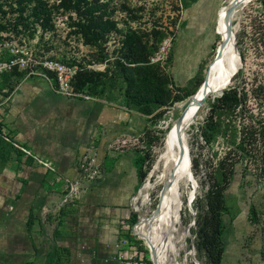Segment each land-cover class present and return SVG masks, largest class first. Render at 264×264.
<instances>
[{
    "label": "rangeland",
    "instance_id": "rangeland-1",
    "mask_svg": "<svg viewBox=\"0 0 264 264\" xmlns=\"http://www.w3.org/2000/svg\"><path fill=\"white\" fill-rule=\"evenodd\" d=\"M43 1L48 8V14L46 15L48 17L47 24H44L46 22L45 19L38 22L29 15L25 21L20 23L18 22L19 14L15 9L16 7L11 9L8 4H5L4 10L7 12L0 13V19L7 25V29L1 32L0 62L7 61L9 54V56H13L19 62L21 70H27L26 77L45 78L54 84L60 94L114 107L124 106L130 111L139 112L124 103V96L120 87L121 83L116 84L114 88L107 89L101 95H93L87 89L77 90L74 86L76 94L69 95L60 89L53 74L49 73V78L36 73L28 75L30 70L47 72L44 66L47 60H55L67 66H79L82 64L83 68L89 71H103L106 68V62L98 60L99 53L97 48L86 44L82 34L78 32V28L75 25L77 21L76 12L67 11L61 0ZM227 1L110 0L107 15L117 23L119 29L133 27L151 31L155 28L164 32L159 48L165 41L169 42V47L167 52L164 53L162 65L174 79L175 86L173 88L175 93H179L176 87H183L192 91L205 78L208 64L214 58L222 38L217 32L218 12ZM263 1L250 0L239 9L234 18L237 30L236 42H239L237 47L240 55L243 54V58L241 56V73L232 79L229 86L240 84L245 85L250 90L247 109L240 118L241 124L248 123L250 117L264 121ZM27 14L28 12L25 13V16ZM122 37L119 30H113L108 34L105 48L109 59L113 60L118 56L119 48L122 46ZM74 83L75 79L72 81V85ZM220 95L221 93H216L208 96L197 121L188 131V147L190 149L194 176L182 181L180 187L179 183L181 180L179 176L177 181H175L176 187H178L176 189L177 192L181 191L182 194V198H179V209L183 227L192 222L193 213L198 214L200 209L197 206H200V200L204 198L201 180L205 179L207 173L213 169L214 159L217 158L216 153L220 154L226 147L225 144L223 145L222 140L214 144H207L202 135L205 122L209 116L211 102ZM189 98L177 102L161 120L145 115L147 123L144 129L139 132L132 133L126 130L116 132L110 142L107 143V150L112 153L137 152L139 155L136 163L140 171V158L144 157L145 152H149L151 157L155 155L154 157L156 158L160 149L158 138L163 135L162 131L166 129L165 144L172 120L177 119L181 115L182 105ZM102 137V132H99L96 140L80 153L76 167L77 175L75 178H70L72 183L76 185L77 190L72 192V186L66 189L71 199L79 195V191L82 188L80 186L84 182H97L101 179L105 166L99 160L97 144ZM193 159L198 162L197 169L193 168ZM148 165L149 163L146 162L143 166L144 170L147 171V176L142 182L139 180L131 197L130 206L132 211L123 221L125 227L121 229L120 237L128 240V244L125 247L129 256H135L136 254L138 256L137 259L141 256L143 257L142 261L139 259L141 264H147L144 261L146 251H149L152 258H156L158 264H164V253L154 243L155 241L151 234L146 231L147 229L140 217L142 212H145L149 221L155 223L158 216L161 187L157 186L149 193L146 203L139 194L150 172ZM245 166L246 161L237 166L235 175L225 191L228 211L222 217L225 227L222 236L225 244L222 264H264V179L257 173L246 169ZM247 166H250V164H247ZM244 170L247 173H244ZM194 177L196 183L194 182ZM154 179L152 178V180ZM63 181L66 185L69 184L66 180ZM71 199H69L68 195L63 199L65 203V206L62 207L63 210H65ZM190 200L191 203L189 204ZM253 208H255L259 216L260 220L258 223L252 222L251 211ZM135 213L137 214V222L132 224V217ZM35 214L32 224L38 220V214L36 212ZM60 216L62 217V215ZM137 224H139V229L135 230ZM133 226L136 234L133 232ZM192 227H195V223L191 226V229ZM128 230L130 232L126 233ZM138 230L144 231L146 235H139ZM190 232L187 239L190 253L182 254L180 264H196L191 253L196 235L192 230ZM151 241L154 245V253L151 249ZM195 252L197 257V251ZM186 256L187 261H184ZM199 262L202 264V261L199 260Z\"/></svg>",
    "mask_w": 264,
    "mask_h": 264
},
{
    "label": "crops",
    "instance_id": "crops-1",
    "mask_svg": "<svg viewBox=\"0 0 264 264\" xmlns=\"http://www.w3.org/2000/svg\"><path fill=\"white\" fill-rule=\"evenodd\" d=\"M146 123L144 114L124 106L60 94L45 78L24 76L0 94V125L19 150L0 166V263L46 264L52 247L60 246L70 252L65 264H123L117 244L139 183V154L112 153L107 143L116 132L136 133ZM99 132L101 179L84 182L71 199L66 189L79 155ZM35 212L38 220L30 224Z\"/></svg>",
    "mask_w": 264,
    "mask_h": 264
},
{
    "label": "trees",
    "instance_id": "trees-1",
    "mask_svg": "<svg viewBox=\"0 0 264 264\" xmlns=\"http://www.w3.org/2000/svg\"><path fill=\"white\" fill-rule=\"evenodd\" d=\"M109 1L61 0L67 11L76 12L75 25L78 32L82 34L84 42L96 47L99 53L98 60L106 62V68L103 71L85 70L84 66L80 64L74 86L77 90L87 89L93 95H101L107 89L114 88L116 84L121 83L120 87L126 106L135 108L148 117L161 120L177 102L184 101L194 95L204 79L195 90L176 87L179 93H175L172 87L175 86L172 75L160 62H152V56L157 52L164 32L155 28L151 31L133 27L119 29L117 23L107 15ZM5 4H8L11 9L16 7L20 23L25 21L28 15L38 22L45 19L44 24L48 23L46 16L48 8L43 0H0V13L7 12L4 10ZM26 12L28 14L25 16ZM6 29L7 25L0 19V41L2 39L1 32ZM113 30H119L123 37L118 56L111 60L106 52L105 43L108 34ZM241 56L243 58V54ZM7 57V59L10 58L9 54ZM239 73H241V69L233 79ZM25 75L26 72L19 70L18 67H15L12 72L0 73V94L8 95ZM4 89H7V92H4ZM249 95L250 90L245 85L233 84L224 89L222 95L211 102L209 116L202 132L207 144H214L222 140L223 145L226 146L220 154L216 153L217 158L214 159L213 169L207 173L205 179L201 180L204 198L200 200V206H197L200 210L197 214L195 227L191 229L196 235L194 245L197 257L202 261V264H222L225 252V244L222 239L225 227L222 217L228 211L225 191L235 175L237 166L246 161L245 168L264 179V121L250 117L248 123L241 124L240 122V118L247 109ZM166 132V129L163 130V135L158 138L160 149L156 158L155 155L151 157L149 152H145L144 157L140 158V182L147 176L144 164L148 162V168L151 170L157 160L164 144ZM16 152H19L18 148L9 136L2 133V125H0V166L6 164ZM194 167L198 168V162L195 159H193ZM244 173L247 171L244 170ZM64 214L62 209L60 215ZM251 219L254 223H258L260 220L255 208L251 211ZM32 222L33 215L30 216L29 223ZM136 222L137 214L135 213L132 217V224ZM138 227L139 224L135 230ZM129 230L126 233H129ZM139 235H146V233L139 231ZM152 246H154L153 242ZM147 247L149 249L148 245ZM69 255L68 248L54 246L47 255L46 264L67 263ZM149 257V251H146L144 261L147 264H152Z\"/></svg>",
    "mask_w": 264,
    "mask_h": 264
},
{
    "label": "bare ground",
    "instance_id": "bare-ground-1",
    "mask_svg": "<svg viewBox=\"0 0 264 264\" xmlns=\"http://www.w3.org/2000/svg\"><path fill=\"white\" fill-rule=\"evenodd\" d=\"M234 1L235 0H228L227 3L223 4L218 12L217 32L222 37L224 33V18ZM249 1H247L245 4H247ZM234 18L232 24L227 23L226 27V35L228 34L230 36L231 34V39L227 50L223 58L210 72L209 81L210 87L212 88L211 94L221 93L224 89H226L240 68V59L238 55L239 49L236 42L237 30L235 26L236 24L234 23ZM220 44L221 42L219 45ZM201 86H203V83ZM201 86L198 90H200ZM198 92L199 91L192 95L189 100L182 105L181 115H178L179 117L177 119L172 120L164 147L161 149L157 160L153 165V168L149 172L144 186H142L141 191L139 192L146 203V198L148 197L149 193H151L157 186L161 187L156 222L151 223L145 212H142L140 217L144 222V226L147 229L146 231L151 234L153 240L155 241L154 243L164 253V264H180L182 254L190 253L187 245V239L191 232L188 230V225L183 227L181 223L182 217L180 215L179 203L180 199L182 198V194L179 190L180 188L178 189L180 191L178 193L176 190L178 187H176L175 182L172 184L169 192L167 190L166 193L165 189L166 186L168 187V184H171L169 182V178L179 163L180 133L182 131L184 145L188 147V131L197 121V118L201 112L203 105L196 107V104L192 103L194 97L197 96L196 94H201V91L200 93ZM192 176H194L192 167L188 161L185 160L184 169L179 174V178L181 180H179V187L182 181L188 177L192 178ZM152 178L155 179L152 180ZM194 182L196 183L195 177ZM151 249L153 252L154 249L152 242ZM184 259V261H187V256L184 257Z\"/></svg>",
    "mask_w": 264,
    "mask_h": 264
},
{
    "label": "built area",
    "instance_id": "built-area-1",
    "mask_svg": "<svg viewBox=\"0 0 264 264\" xmlns=\"http://www.w3.org/2000/svg\"><path fill=\"white\" fill-rule=\"evenodd\" d=\"M168 47H169V42L168 41L163 42L162 46L159 48V50L156 52V54L152 56V62H155V63L160 62L162 64L164 62V53L167 52ZM44 66L47 69V72H35L34 70H30L28 75H31L32 73H36V74H41L44 77L49 78V73L51 75L53 74L54 78L57 80V83H58L60 89L63 92H65L69 95L76 94V92L74 91L75 90L74 85H72V81L75 79V76H76L78 70H80L79 66H76V65L67 66L66 64H63V63L55 61V60H47L44 64ZM15 67H18V69L21 70L19 62H17L13 58V56H10V58L7 59V61L0 62V73L12 72ZM23 71L26 72L27 70H23ZM2 133L5 134V132L3 130H2ZM15 145L18 146L17 144H15ZM23 150L26 153L31 154L26 149L23 148ZM44 164L50 168L52 167L47 162H44ZM67 181H69V180L67 179ZM71 184H72V192L76 191L77 190L76 185L73 184L72 182H71ZM127 244H128L127 238L120 237L119 242L117 244V247L119 249V253L117 256L118 260L120 262H122L123 264H141L140 261L143 260V257L141 256L137 259L138 256L136 254H135V256H132V255L129 256L127 253V250L124 249V247ZM131 248H133V247L131 246ZM139 259H140V261H139Z\"/></svg>",
    "mask_w": 264,
    "mask_h": 264
},
{
    "label": "water",
    "instance_id": "water-1",
    "mask_svg": "<svg viewBox=\"0 0 264 264\" xmlns=\"http://www.w3.org/2000/svg\"><path fill=\"white\" fill-rule=\"evenodd\" d=\"M247 1H249V0H235L233 2V4L231 5V7L229 8V10L227 11V13H226V16L224 18V33H223V37L221 38V44L219 45V47H217L214 58L208 64V68L206 70L205 78H204V81H203V86H201L200 90H198L199 91L198 93H200V91H201V94H199V95L196 94L197 96L194 97V100L192 102V103L196 104V107H199V106L203 105L205 103L206 99L208 98V96L212 92V88L210 87V81H209L210 72L219 63V61L223 58V56H224V54H225V52L227 50V47L229 45L230 39H231V34H230V36L228 34L226 35L227 23L232 24L234 16L239 11V9L242 6L245 5V3ZM238 55H239L240 67H241V55H240V52L238 53ZM202 90H203V92H202ZM221 95H222V92H221ZM182 137H183V133L181 131L180 139H179V146H180V149H179V163L175 167L172 175L169 178V182L171 184H168V187L166 186V189H165L166 193H167V190L169 192V190L172 187V184L175 183V181L178 179V176H179L180 172H182V170L184 169L185 160H187L188 163L192 167L190 149H189V147L184 145ZM190 203H191V200L189 201V204ZM196 218H197V213H193V220L188 225V230H191V226L194 223H196ZM133 232H134V234H136L135 231H134V226H133ZM195 251H196V248H195V245L193 243V247L191 249V253L193 255V258H194L196 264H200L199 260L197 259L196 255H195V253H196ZM150 259L152 261V264H158V261L156 260L155 257L152 258L151 255H150Z\"/></svg>",
    "mask_w": 264,
    "mask_h": 264
}]
</instances>
